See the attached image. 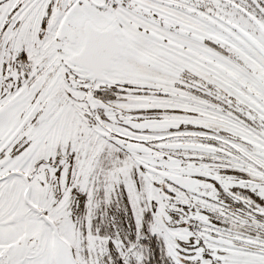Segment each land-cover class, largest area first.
Here are the masks:
<instances>
[{
	"label": "snow or ice",
	"instance_id": "6c2138e0",
	"mask_svg": "<svg viewBox=\"0 0 264 264\" xmlns=\"http://www.w3.org/2000/svg\"><path fill=\"white\" fill-rule=\"evenodd\" d=\"M0 264H264V0H0Z\"/></svg>",
	"mask_w": 264,
	"mask_h": 264
}]
</instances>
